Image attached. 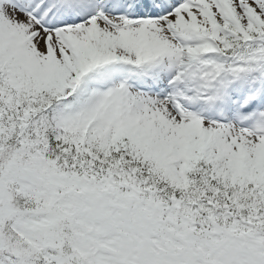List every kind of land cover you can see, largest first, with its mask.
Listing matches in <instances>:
<instances>
[{
  "label": "snow or ice",
  "instance_id": "1",
  "mask_svg": "<svg viewBox=\"0 0 264 264\" xmlns=\"http://www.w3.org/2000/svg\"><path fill=\"white\" fill-rule=\"evenodd\" d=\"M0 264H264V0H0Z\"/></svg>",
  "mask_w": 264,
  "mask_h": 264
}]
</instances>
